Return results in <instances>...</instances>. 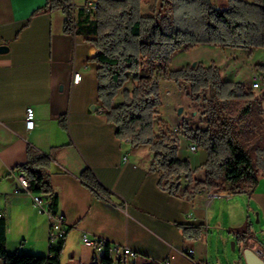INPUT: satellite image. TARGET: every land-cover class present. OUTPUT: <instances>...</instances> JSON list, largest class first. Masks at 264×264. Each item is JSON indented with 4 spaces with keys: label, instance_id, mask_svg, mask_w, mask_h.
Here are the masks:
<instances>
[{
    "label": "crops",
    "instance_id": "1",
    "mask_svg": "<svg viewBox=\"0 0 264 264\" xmlns=\"http://www.w3.org/2000/svg\"><path fill=\"white\" fill-rule=\"evenodd\" d=\"M154 1L142 0L143 14L152 13ZM47 2L0 0V48L8 47L0 50V212L7 219L6 253L49 254L48 217L36 210L31 193L14 192L20 167L27 163L32 147L52 154L47 172L59 195L57 212L64 216L68 228L61 264H100L105 248L98 251L85 245V233L107 240L112 246L129 247L135 256L112 252L115 259L123 257L125 264H215L204 237L213 221L220 224V217L215 220L219 206L216 196L227 197L220 203L222 214L227 201L233 202L229 209L244 216L242 225L231 221L233 230L251 224V213L257 218L259 225L254 227L253 235L259 239L248 243L254 244L264 258V176L251 193H237L233 185L224 184L218 194L202 191L189 200L161 189L160 172L149 171L154 159L149 146H133L130 140L120 139L117 126L102 112L99 65L92 60L98 48L75 29L66 31L65 12L48 8ZM78 2L73 0L75 13L87 0ZM218 49L221 55L210 58L207 65L213 59H223L224 78L250 87L254 73L259 71L263 79L253 91L262 87L264 71L253 65L264 64V48ZM254 53L257 59L250 60ZM183 54L187 53H176L169 66L182 65L184 62L178 63L177 59ZM76 72L82 74L79 82L74 81ZM133 86L130 80L124 88L131 90ZM124 88L114 105L123 101ZM256 97L262 100L264 109V92ZM29 107L34 109L36 119L32 129L26 126ZM163 117L162 113L161 120L173 130L180 128L179 122L173 126ZM179 136V157L188 159L193 169L203 165L207 152L189 150L192 142L182 133ZM86 169L107 195L82 180ZM197 172L199 179H204L205 171ZM183 188L192 187L184 182ZM180 224H204L205 228L198 238L192 234L185 237ZM247 245L244 241L243 252ZM190 248L194 249L193 260L183 255ZM0 264H5L3 257ZM238 264H246L243 254Z\"/></svg>",
    "mask_w": 264,
    "mask_h": 264
},
{
    "label": "trees",
    "instance_id": "2",
    "mask_svg": "<svg viewBox=\"0 0 264 264\" xmlns=\"http://www.w3.org/2000/svg\"><path fill=\"white\" fill-rule=\"evenodd\" d=\"M156 2L159 0H155ZM96 11L85 5L74 12L73 0H48L50 9H62L66 31L76 30L92 41L99 53L98 98L107 120L117 126L116 135L133 146L148 145L154 153L150 172H160L159 186L171 195L193 200L202 191L218 193L224 184L237 193H251L264 176V109L253 87L224 78L220 66L203 62L170 68L173 56L200 44L222 48H264V0H229L220 9L211 0H160L151 14L142 13V0H96ZM257 67L264 71V64ZM134 81L133 88H124ZM169 80L177 87L185 85L191 100L207 106L206 126L194 127L184 117L182 134L207 152L201 166L202 180L194 179L196 169L178 155L180 136L166 123L159 124L163 105L161 84ZM124 88V99L114 105ZM159 124V130L156 125ZM52 154L28 149V161L20 167L27 177L31 194L49 197L57 212L59 195L50 182L47 168ZM81 178L93 189L107 195L93 173L86 169ZM183 181L195 182L191 190ZM185 237L198 238L205 225L180 224ZM7 219L0 215V257L5 264H61L65 239L48 255L6 253ZM242 232L243 229H235ZM249 246L250 244L247 243ZM100 264H125L123 257L113 258L111 243L105 240Z\"/></svg>",
    "mask_w": 264,
    "mask_h": 264
},
{
    "label": "rangeland",
    "instance_id": "3",
    "mask_svg": "<svg viewBox=\"0 0 264 264\" xmlns=\"http://www.w3.org/2000/svg\"><path fill=\"white\" fill-rule=\"evenodd\" d=\"M78 3H83L84 0H78ZM92 1V0H91ZM212 4L220 9H226L229 7V0H211ZM246 1H254V0H246ZM154 5L156 10L159 8L160 0L154 1ZM92 11V10H91ZM206 44L204 46H197L192 50L184 51L187 54L181 55L178 59V63L184 62L180 67H185L187 65H193L194 62L197 63L203 62L205 65L207 63H210L208 60L210 58H216L219 57L221 54L219 53V46L215 45H209ZM221 49H224L221 47ZM258 54L254 53L250 55V60L257 59ZM234 55L230 56L233 57ZM263 55H261L262 57ZM204 62L202 60V58ZM221 60V61H220ZM212 62L216 63L218 66H221V72L223 71L222 68H224L223 59H213ZM211 62V63H212ZM257 63L253 65V67L256 68V70H259L257 67ZM170 68L175 69L176 67L171 66ZM254 74L259 75V71L255 72ZM246 73L243 74L245 76ZM254 76V75H253ZM260 79H263L261 76ZM126 85V84H125ZM170 90V92H168ZM257 96L260 94H263L264 92V83L262 84V87L260 89H257L254 91ZM187 88H185V85L177 87L176 83L173 81L165 80L161 84V96L163 105L161 108L162 113L164 114V120L170 124L175 125L176 122H179L180 129H181V123L182 119L186 117L190 120L191 125L194 127H205L206 126V115L205 110L207 109V106L200 101H194L191 100V97L187 94ZM182 108V112L179 113V109ZM159 110V124L162 126L164 125V122L161 120L160 117H162V113ZM159 124L156 125V130H159ZM172 129V128H171ZM182 130V129H181ZM182 133V132H181ZM180 135V134H179ZM182 140V136H180V143ZM180 148V146H179ZM190 150V149H189ZM204 150V149H203ZM202 152V150H201ZM179 155V150H178ZM182 159V158H181ZM202 166V165H201ZM201 166L195 168L196 171L203 170L201 169ZM194 169V170H195ZM194 179H198V172L194 174ZM185 182L186 186H193L195 185V182L188 183ZM190 188V189H192ZM218 194V193H217ZM225 200H227V197H224ZM222 198H219L218 196L215 197V200L218 201V208H217V215L215 217V220L220 217V224L216 225L214 224V221L211 223V225L206 228V234L204 239L207 241L209 248H210V256L215 264H238V260L242 257L243 251V243L246 241L247 243L250 241H257L259 239V236H254V227L259 224L256 223L257 218L251 213V224L245 225L242 232H237L235 229L233 230L231 228V221L234 223H238L237 225H242L244 223V216L240 215L238 210L236 209H229V204H232L233 202H227L225 201L224 208H223V214L221 212L220 203L224 200ZM242 200V198H239ZM222 206V205H221ZM246 213H248V208L245 205ZM37 210V208H36ZM38 211V210H37ZM46 216V215H45ZM224 223V225H222ZM259 228V227H258ZM258 235V234H257ZM18 240V238H14L13 241ZM234 243V244H233ZM151 261V260H150Z\"/></svg>",
    "mask_w": 264,
    "mask_h": 264
},
{
    "label": "built area",
    "instance_id": "4",
    "mask_svg": "<svg viewBox=\"0 0 264 264\" xmlns=\"http://www.w3.org/2000/svg\"><path fill=\"white\" fill-rule=\"evenodd\" d=\"M86 6L92 11H96L97 5L93 0L92 1L87 0ZM81 79H82V74L80 72H76L74 81L79 82V80ZM252 87L253 88L260 87V76L258 74H254L253 76ZM35 125H36L35 112L33 108L29 107L27 109V115H26V126L28 129H32ZM173 131L177 134L181 133L180 128H174ZM189 147L191 151H196L198 149L197 144L193 142L190 144ZM17 178H18L19 184L14 189V192L15 193L29 192L28 191L29 183H28L25 173L23 171H20L17 175ZM32 199H33V204L35 208H37L38 212L41 214H45L49 219V222H50L49 248H50L54 246L61 238H63L66 235L67 227H66L64 216L56 212L52 208L49 197L47 195H43V194L33 195L32 194ZM0 215H2L1 212H0ZM82 240L85 245L92 247L95 250L101 251L105 248L104 246L105 240L100 237L85 233L83 234ZM111 252H114L115 254H118V255L127 254V255L135 256V253L129 247H125V246L118 245V244H115L113 246L111 245ZM193 253H194V249L190 248L187 251H185L183 255L186 258L193 260ZM202 264H208V263L204 262Z\"/></svg>",
    "mask_w": 264,
    "mask_h": 264
},
{
    "label": "water",
    "instance_id": "5",
    "mask_svg": "<svg viewBox=\"0 0 264 264\" xmlns=\"http://www.w3.org/2000/svg\"><path fill=\"white\" fill-rule=\"evenodd\" d=\"M7 46H2L0 50H7ZM196 66V62L193 63ZM182 112V108L179 109V113ZM234 244V243H233ZM246 264H264V258L259 250L254 248V244H250L244 249L243 252Z\"/></svg>",
    "mask_w": 264,
    "mask_h": 264
}]
</instances>
